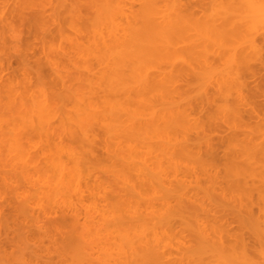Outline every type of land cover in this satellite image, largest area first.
<instances>
[{"label":"rangeland","instance_id":"obj_1","mask_svg":"<svg viewBox=\"0 0 264 264\" xmlns=\"http://www.w3.org/2000/svg\"><path fill=\"white\" fill-rule=\"evenodd\" d=\"M78 1L82 3L79 4ZM83 1L84 0L82 1L75 0V2L73 0H64V1L63 0H0V236H1L0 240L1 239L4 240L3 239L4 237L5 239H7V237L10 238L11 236V234L7 232H5L7 233V235L6 234H5L6 236L4 235V231H5L4 227H6L5 218L10 219L11 217L9 218V216H11L10 214H12L13 215L12 221H14V223L11 221L12 223L11 225L14 226L12 227L14 228V232L9 231V230L8 231L11 233L17 234V237H16V234L15 235L12 234L13 238L16 237L15 239L20 237L19 235H21V233L22 235H25V236H27V233H29L28 235L30 237L28 238V240L30 239L32 244H33V241L37 242L36 245L35 243L33 245L30 243L29 246H32V247L35 246L33 248L31 247L30 248L33 249L35 254L38 255V259H37L38 261H37L35 259L37 257H35L34 254H31V255H34V257H32L29 254L31 253L30 250H28L29 246L27 247V249L26 248L24 249L23 246L25 245L21 244L22 245L21 246L20 241H16L13 239L14 242L15 241L18 242V244H16V242L13 243L17 245V246L15 245L14 247H12L14 248V251L13 249L10 250L7 247H6V250H4L5 246L3 249H0L4 251V254L2 251H0V264H23V263L28 264L29 263L28 260H30V258H32L31 260H33L34 258L37 261L36 263V261L33 260L35 261L34 262L35 264H77V263L78 264H85V263L90 264L91 262H92L91 264H121L125 261L124 260L125 258L123 259L124 257V254H122L123 252L118 253L117 251V249L120 251H123L121 250L120 244L118 245L120 236L131 235L132 233L133 235H135L136 233H139V234L145 233L148 236H152V234L155 232L158 233L159 235L161 234L163 237L170 236V235L172 237V233H174V237H173L174 240L172 239L168 240V242L171 243V249L173 250V251L169 250L170 251L169 254H170L171 260L177 259L178 261L176 262L175 260L176 263H174L173 261L172 263L181 264V262L184 260L187 262V264H192L191 261L188 262L185 255L182 256V261H181V257H179L180 254L177 255L179 253V251H177L178 249L177 245L180 242L179 235L181 234L183 236V233H180L178 236L176 235L179 233L178 230L180 231L182 230L181 232H184L186 234V235L184 234L185 237H189V236L192 237L193 233L191 232H193L194 231L193 229L196 228V225H195L196 222L193 219L190 220L189 218L190 222L187 223L185 221L184 222L185 225L183 224L180 226L179 224L180 223L182 224V222L178 218L175 219V220H179V221H176L175 224L173 223L174 221L170 222L171 224L173 223L172 225L162 220V222L166 225V227L168 226V229L171 227L170 231H172V233L170 235H167L166 233H169L170 231L168 229H165L166 228L165 226L163 227L162 225L163 223L161 221H158L159 222L158 223L157 221L154 220L156 222L155 226L157 227V229L154 226H151L155 224L154 222L151 221L152 219L151 216L153 214H157V215L162 214L164 210L166 211V209H164L165 207H163L165 204L164 201L166 203L168 202L167 204L169 207L175 206L174 202L176 198L174 197L173 199L171 196H169L170 194L165 193L166 192L165 189L167 185L168 187L170 186L174 187L175 191H178L179 190L178 188L182 190L181 188L182 187L185 188L186 185H188L189 187L191 185L192 187L194 186L196 188V185L194 184H196V182L197 183L199 182L197 184L198 185L197 188L198 187L201 188V191H197L198 193L197 196L199 197L197 198L198 200L196 199L197 200L196 202H198V205L200 204L201 207L203 205L202 208L204 209L206 208V211L209 212L208 209L212 208V206H215L216 201H217V204L219 203L218 199L214 198L216 196L212 190L213 184L212 182H210V180H208V177H207V174L209 173V171L206 174H204V172L202 173L199 170L200 164L198 163L196 159H194V157H191V158L186 157L184 154H183V157H181L182 152H181V149L180 150L178 149L180 147V145L178 146L179 144L178 141H180L183 138V135H186L187 140H189L187 144H189L190 147L196 144L194 148L198 146H199L198 148L201 147L202 149L200 148L201 150L200 152H202V154L207 150L208 145H206V143H212L216 146V149H217L216 151H218L216 154H218V156L220 155L221 158L223 157V155L224 156L228 155V157L230 155L231 157L232 155L235 156L236 154L237 155L245 154L244 153L245 150L241 151L240 150L241 148L239 149V146L235 148V146L238 144L232 141V140L237 141V139H239L238 141H240V139L243 138V136H240V134L239 135L237 134V137L234 134L233 136H231L232 135L231 128L228 126H225V124L223 123H224V120L229 119L228 116H230L229 114H227L226 108H228L229 105H230L229 107H235V105L238 104L236 103L237 102L236 96L240 93L242 94V96L246 98L248 89H250L249 87H252V89L254 88V83H251V81L253 82L251 78L245 79V81L247 80L248 82L252 84L251 86H249L250 83H248V86H249L248 87L247 82H245L246 87H240V85H237L231 79V77L232 75H235V71H236L235 67H237V64H239V60L242 59V58L240 59V57H243L244 55L247 56V54H251L250 53L251 51L250 43L252 44V42H254L255 45L257 44L258 46H260L261 43L262 44L264 43V34H263L264 33V24H263L264 19L262 20V18H264V14L259 19V20H262L261 21L262 23L260 25L258 24L259 26L257 24H254L253 22L247 23L245 24L246 27H244L245 30L242 32L232 33V31L229 30V32H227L226 35H223V33L216 35L217 33L213 34L215 32L214 27L216 24L218 25L221 22L219 15L221 16L222 12H224L223 10L226 9L227 5L225 4H227V2L228 4L229 2H232V3H235V2L233 0H202V2L201 0H182L183 2H180V5L181 3L182 5L184 3L185 4L184 6L189 8L190 11H192V13L190 12L187 13L190 16L189 19L185 18L187 21L184 20V24L182 23L180 24L179 28L181 31L179 30V28L176 30V33L172 39L173 49H171L170 54L160 53V55L158 54L159 57L157 56L155 57V59L157 60H153V64L156 61H157L156 65L159 64L155 68L154 72L162 73L164 75H174V77H176L175 85L173 84V86H175V88L178 89L179 93L173 95L174 97L168 96L166 98L165 96L163 98L162 97L158 98V96H160L159 93L154 92L152 94L151 92L153 91H151L149 94L145 93L146 95L145 94L143 95L144 100H143V97L141 98L143 101L140 100L139 98L134 97L133 101L134 100L136 101V102L134 101V103L138 102V104L133 103L130 109L133 110L134 112H138V111L142 112L141 114L144 116L143 118H149V120H151L153 114H156L158 117L159 115H162L163 113L166 114L167 112L175 110V108L179 109L182 106L181 108L185 107V109L190 110L188 111L190 114V118L192 119V122L190 120L185 125L182 124L181 126L183 127H181V129L175 128L177 130H175L173 127L164 128L162 126H158L160 127L158 128L157 126L156 127L151 126V125L146 126V128H143L142 132H140L141 135L137 137L133 142H128L126 144L121 145L123 149L118 148L116 145H113L114 148L112 147V150L114 151H112L113 158H111V160H110V157L107 156L106 149L104 148V145L102 143L103 136H102L101 131H99L100 129L93 128L94 129L93 130L94 132L93 133V137H94L93 149H95L93 151L94 158L93 156L90 157L91 156L90 155L88 156L90 157L88 158L89 159L88 161H87V157L85 159L87 161V164L91 162L90 163L91 165L88 164V166H90L89 168L91 167L92 168L85 172V169L86 168L88 169V167L85 164L86 161L85 162L83 161L85 165L84 164L82 165L83 162L80 164L82 169L86 167L83 170L81 169L82 170L81 172L85 174H82V180H80L79 182L80 190L77 191V193L76 192L74 193V189L76 188L79 189V187H76V188L71 187L68 189L65 188V190L63 191L62 188L58 189V187L55 186L58 182L56 181L57 179L55 180L57 183L53 181L55 179L54 177H56V172H53L52 171L53 169H50L51 166L47 167L48 169L51 170L50 172L48 170L49 172L47 173L48 177L45 176V174L43 173L44 172L43 166H45V168H46V165L49 166L48 164L49 162L44 160L45 156H48V154L49 155L53 154V156H55L57 155V153H59V155L61 154V156H64L67 150L76 149L78 145L80 146V143L77 141L75 137L71 139V136L70 135L68 136V133L70 131L69 127L72 126L73 116L75 115V113H73L75 111V110L73 111V109L75 108L74 106L75 100L74 99L72 100V98L71 99L65 98V96L62 95L63 94L62 89H61L62 87L59 86L61 84L57 83L59 76L57 77V80L55 76L61 75V77L63 78L61 80H65V86L67 85V89H69L68 91L73 92V94L74 93L79 94L85 91V94H82L83 98L81 99H83V102L86 103L87 102L86 99L88 97L89 98L88 101H90L92 97L86 95L87 90H83V89H87L86 80L88 77L86 76L90 75L89 78H91V75H100L101 73H103V68L96 63L95 59H93L95 58L94 57L95 55L94 56L92 55L94 51L93 50L92 52L90 51V49H93V43L97 41V39L95 41L92 39L93 34L91 33H94V31L97 30V32L99 31V34H100V30H101L100 28H102L100 27V22L97 21L98 19H94L93 14H95V17H96V13H95L96 11L94 10H97L98 9L97 7H100L99 11L101 12H99L98 10L97 12L99 14L101 13L100 15H102V17L104 18L106 16L105 13H111L113 11L112 9L114 8L117 9L116 5L118 6L120 5L119 10L122 6L124 11L122 10V8L120 11H123L126 14L125 19L123 18L124 16H122L124 13L123 14L121 13L122 17L118 16L119 18H117L115 16L112 22L114 25V29H116L117 32H119L120 34H121V31H119L118 26L119 25L120 27L123 26L120 29L124 27L126 28L127 27L126 24H128L127 21L129 22V20H131L130 19L131 15L128 16L129 18H127L128 20H126L127 13L128 15L129 14L135 15V13L137 15L140 13L139 15L143 16L144 12L147 11V9L144 8V5L142 7L143 2L141 0H118L116 2L115 0L113 1L110 0V2L106 0L105 7L107 8L103 6L104 0H95V3L93 2L94 7L96 6L94 10L93 8L90 9L87 7L88 5H90L89 3L85 4L87 0L84 2ZM97 1L100 4L97 3ZM119 1L122 4H119L120 3ZM161 1L162 0H160V3L158 1V4H159L158 11L160 14L164 11L163 9H165L166 11L171 10V13L174 11L172 9H175L174 12L176 13L177 9L180 7L178 6L179 3L177 4L178 1L176 0H167V3L164 2L166 3L165 6L163 5V3H161ZM71 2L72 3L74 2V6L78 7L79 14L80 12L83 13V14L81 13L82 15L80 14L81 16L79 15L80 18L78 17V12H76V10H73L74 12H76L75 16H73V13H74L73 11L71 13V10L74 8V6L70 4ZM87 2H92V1L88 0ZM197 2L199 3L198 5L200 6H197L196 4ZM76 3L79 6H77ZM109 3L110 4L114 3V4H111V6H109ZM82 4L84 6H81ZM80 6L86 7L87 9L81 8V10L79 11ZM162 6H164L165 8H163ZM171 6L173 7L172 9H171ZM69 7L71 8V10ZM105 9H109V10L107 11ZM115 9L114 11H116ZM90 10H92L94 13L92 12L93 13L92 14ZM166 11L162 13V15H165V13H167ZM168 12L170 13V11ZM219 12L221 14H219ZM86 15L88 16V18L90 17L91 18L88 19ZM139 15L136 17H139L138 19L141 20V18L143 17ZM184 15H186V13H183L182 16ZM81 18L83 19L81 20ZM84 19L88 20V22H85ZM115 19L118 21H116ZM231 20H233V18ZM259 20L257 23L260 22ZM93 22L94 23L96 22V23L93 24ZM103 22L107 24L106 21H103ZM234 22H235V18H234ZM213 25L214 27H212ZM93 27H95L96 29L94 30ZM105 28L106 27H104V29ZM89 29H91V31ZM107 33L105 32L106 35ZM242 33H246V34L242 35ZM105 34H104L103 39L106 38ZM94 37L96 38V36ZM98 37L97 38L100 40V37L102 36L99 35ZM81 42L84 44V46H81L82 45ZM75 43L77 44V46ZM89 45H90V48H89ZM228 46L230 47L231 50L228 48ZM262 46H264V44ZM76 47L80 49L77 50ZM242 49L245 51H243ZM83 50L85 51L87 50V51L84 52ZM240 54L243 56H241ZM90 57H92V59ZM86 59L89 62L86 61ZM235 59L236 60L239 59V60L236 64L234 63L235 65L234 66L233 61L236 62ZM82 60H84L86 64H84ZM95 65L96 67H98V69H96ZM85 67L89 68V70L91 69L90 70L91 72L87 73L88 69L87 71L86 69L84 70ZM167 67H168V70H167ZM186 67L188 68L186 69ZM241 73H243L242 75H248L244 71H241ZM186 77H188L189 79ZM176 80L177 82L178 81L179 82L177 83ZM80 81L81 83H79ZM81 88L83 91L81 90ZM219 91L220 92L223 91L222 94H220ZM250 95L251 94H248L247 98H250L249 97ZM155 96H157V98ZM206 96L208 97L207 99H205ZM93 97H94V101L97 102L96 101L97 98L95 96ZM153 97L155 98L153 99ZM117 99H119V97ZM212 101L215 104L211 103ZM140 102L142 103L140 104ZM208 102H210L211 104ZM216 103H218V105H216ZM146 106L147 107L149 106L152 109H149V107L146 108ZM201 107H202V110L203 108L204 110L200 112L199 109H201ZM246 107H249V106H243V109H245ZM150 111H152V113H150ZM149 113L152 115L149 116ZM199 118L204 123L201 122ZM30 121L34 122V124L36 125L42 121L43 123L47 122L50 125L48 126L46 123L47 125L46 128L42 124L43 125L42 128L36 127V129H31L27 126L28 122ZM193 121L196 122V124L193 123ZM199 124H202V125L204 124V126L201 127L202 125H199ZM150 127H153V128L150 129ZM231 127L233 128L232 124H231ZM64 128H69V131ZM73 128L74 127H71V131L75 129ZM161 128L164 129V133L162 132L163 130ZM63 129L64 131L66 130L68 131V132H65L67 134L63 132ZM170 129L171 130L173 129V131L171 132ZM213 129H215V131H213ZM233 130L235 129L233 128ZM236 130L238 132L240 129L238 130L236 128ZM253 131H254V134H253L254 136L252 137H254V139L256 137L258 139L262 138V141L264 140V126L263 125L255 127ZM143 132H145V135ZM198 134H202V135L198 136ZM98 136L100 138L97 139ZM144 136H145V139H144ZM142 139L146 141L143 142ZM195 139L200 143V145ZM140 140L142 142H140ZM176 140L178 141L176 142ZM181 141H180V144H181ZM254 141H257V140H254ZM140 143L141 144L144 143V144L140 145ZM119 149L121 150L122 153L124 152L123 153L124 155H122V157L119 156V153H120ZM130 149L132 151L136 150L140 154L137 155L135 151L132 152ZM115 151L117 152L118 155L115 153ZM206 152H208V150ZM206 152L203 155L204 157H206V159H208L207 155H209V152L208 153ZM134 154L137 156H135ZM115 155H117L118 158ZM139 155L141 156V158L143 157L142 159L140 158V160L137 159ZM133 156H135L134 158L137 157L136 160H134L133 158H130ZM124 158L125 159L129 158L131 160L133 159L134 161H130V163L133 162L134 165L130 164L131 167H129L125 165L124 163L122 164V162L125 161ZM112 159L113 161L115 160L114 162L120 166L117 167V165H114L113 163L112 165H114V167L112 168L114 169L112 171V168H111V171L109 172L108 169L112 166L110 164L113 162ZM120 159L124 161L122 160L120 161ZM129 159H127L126 161L128 162ZM63 160H65L64 162L66 163L67 166H69V168L72 166L73 162L70 159L63 157ZM138 160L140 161V165L142 167L144 166V168H147V171L146 170L144 171L149 173V174H145L144 172L145 174L143 176L144 178L140 177L142 176L141 174L138 175V173H136V171L139 172V169L141 167L139 163L136 162ZM223 161L224 160H221V163H224ZM127 162L125 163L128 164ZM153 163H156L159 168L156 167L157 165ZM261 163H262L261 165L264 166V159H262ZM150 166H153V168ZM133 167H135L134 170H133ZM137 167L138 169H136ZM195 168H198V170L200 171L199 173H201V176L197 172L198 170L197 171L194 170ZM74 169L72 171L75 173ZM105 169H107V172L105 171ZM78 170H80L79 167H78ZM119 170L122 172V174L124 173L123 174L124 176H127L128 180H126V178H124L122 174L119 177H117L120 174V173L118 174V172H120ZM148 170H150L151 173ZM156 171L157 173H159L157 175L158 177H156L155 174H154L155 177L152 175V173H155ZM51 172L55 173L54 177ZM115 172L116 174H114ZM195 172L196 174H194ZM198 174H199V177H198ZM136 175L139 176L140 179L137 178ZM121 176L123 177V179H125L126 184L129 182L128 183L129 185L124 184V181L120 179L122 178ZM58 177L60 178L61 176L58 175ZM146 177H147V181H146ZM196 178L198 180L194 181L196 180ZM64 179L70 180L71 178L65 177ZM163 181L164 182L166 181V182L164 183ZM231 182H229V184ZM47 183L50 184L48 186V189L46 188L47 187L46 185H48ZM180 184H182V186H180ZM124 185H126L127 188L124 187ZM50 186H51V189H50ZM130 186L131 187L134 186V188H136V191L130 190L129 189L131 188ZM191 188H188V190ZM49 190L53 192V195L50 193ZM156 192H159V193H156ZM212 193L214 197L212 196ZM166 194L168 195L167 197H166ZM202 195L206 197L204 198ZM170 197H171V200H170ZM208 197L210 198V200L208 199ZM253 201H254V198H253ZM254 203H256V201ZM258 204L261 205V203H258ZM198 205L195 204L193 207H191V209L193 208L194 210L195 209L194 207H197ZM256 206H259V205L255 204L253 207H251V209L253 208L252 210L255 213V215H257V208H258ZM130 208L131 209L133 208L134 211H135V208H137L136 209L137 212L139 211L137 215L141 216L140 219L143 216V218L146 219L147 223L145 225L141 224L139 221L140 219L137 216L138 220H136V222H139L140 223L139 225L138 223L135 222V219H136L135 217H134L135 219L134 218L131 219L130 217H128L129 215L130 216L132 215V212H134ZM198 208L200 209V206ZM220 208L221 207H219L218 209ZM224 208L227 209V207H224ZM127 209H128V212H126ZM225 209H222V210L220 209L221 211L215 213V216H216V217L214 216L215 221L219 217L217 219V222H215L212 219L211 213L209 214L211 215L209 217H206L204 215L205 218H202L203 217L202 213L200 214L202 218V222L206 225L205 228L207 232L212 233L214 232V230H219L222 226L225 227V225L228 224L227 228L222 227L220 229L221 231L226 230V231L221 232L222 235H224V240H226L225 242L227 243L228 241V243L232 244L235 241L233 238L235 236L236 237L240 236L242 238V241L244 243H247L246 249L248 250V254L252 258V260H254L253 258H255L256 261H258L260 264L261 263L263 264L264 260L262 259V255L264 253V239H263L264 237L262 238V235H260L262 232H260L259 234L257 230L255 231V229L253 228L254 227L253 223L250 220H246V218H244L246 221L243 218L242 219L240 218L237 221L236 218L233 219L230 215L229 216L226 215L227 217L224 216L225 214L222 211L223 210L226 211ZM124 212L126 213L131 212V214L130 213L124 214ZM226 212H229L228 209ZM242 214L247 217L246 213L244 214L243 212ZM77 217L78 219L75 220ZM99 218L101 219L104 218V219H107L108 221L107 223H104V221L106 222V220L103 219L104 221L101 223V220ZM226 218H227V221L225 220ZM72 219L73 221L74 220L75 221L71 225V222H73ZM149 219L152 222L151 224H150ZM109 220H112L113 222L111 223V221ZM76 221L79 222L78 226H76L77 224ZM187 221H188V218H187ZM210 221H213V222H210ZM208 222H210V224ZM221 223L223 224L220 226ZM104 224H107V226H104ZM216 225H219V229L217 228L218 226ZM187 226L189 227L187 228ZM105 227L109 229V233ZM183 227H184V230L186 228L187 229L184 231ZM190 227H192L193 229ZM190 229L192 231H190ZM211 229L212 231L210 232ZM45 230L48 233L45 232ZM105 230L107 234H105ZM253 230L255 231L254 233H253ZM56 231L62 232V236L65 233L66 238L63 236L67 240L66 246L65 245L63 246L65 249L61 245V240L63 239L62 241H65V239L61 236V233H60L58 234L61 237L60 238L61 240H60L57 235L58 232ZM80 232L82 233L81 237L83 236L85 237V238L84 237L81 238L82 241L78 240V238L80 237L79 236ZM257 232L260 237L258 235H255L257 234ZM49 233L53 234L54 236L56 235L57 241L54 243H57V245L60 244L61 246L60 245L59 246L60 248L62 247L63 250L60 249L57 245L53 244L52 240L55 239V237H52L53 235L48 236L47 234ZM107 235H110L108 239L106 237ZM181 235H180V238H181ZM47 236L48 237L51 236L53 238L51 240L52 243L48 241L50 238H47ZM112 236H114L115 238H113ZM101 237L104 238L103 241H102L103 238L101 239ZM73 238L77 241H75ZM93 238L99 241L98 242L99 246H101V249L103 247L104 250L102 249L98 253V250L100 247L96 245L97 241L91 240ZM11 239L12 237L8 240H11ZM83 239H85L88 243L91 240V243H89L91 244L90 245L91 247H89V244ZM105 239L107 240L105 241ZM111 239H113V242L111 241ZM8 240H5V241L7 242ZM1 241H0V245H1ZM94 241L96 245L95 247L93 246ZM101 241H102V244L100 245ZM75 242H77L78 244ZM105 242H109L110 245ZM182 242L184 243L183 240ZM6 244H10V243L8 242ZM51 244L54 246H57L60 250L57 252L58 250L56 249L57 247L55 248ZM103 244L108 247L105 248ZM10 245L12 246V244ZM77 246L80 248H84L86 251L84 249H79ZM172 246L173 247L177 246V249L175 248L173 249ZM90 248L95 249V250L92 251ZM96 248L98 250H96ZM47 250L49 251V253ZM83 250L85 251L84 253H83ZM90 250L92 254L94 255L90 253L91 255L89 254V258H88V256L86 255H88ZM5 251L6 253L8 252L11 254L8 255V253L6 254ZM115 251L117 252L118 256ZM124 251H126V249ZM100 252L102 253L100 254ZM173 254L176 255L178 258H180L181 262ZM60 256H61L62 261L60 259ZM97 256L99 258H96ZM86 257H87V260H86ZM89 259H91L92 261ZM206 259L207 258L204 257L203 264L208 263V262L209 264H212L210 262L211 260L205 262ZM186 262L185 263L182 262V263L186 264ZM194 262L193 264H195ZM258 262L257 264H259ZM198 263L201 264L202 262L197 261L196 264Z\"/></svg>","mask_w":264,"mask_h":264},{"label":"bare ground","instance_id":"obj_2","mask_svg":"<svg viewBox=\"0 0 264 264\" xmlns=\"http://www.w3.org/2000/svg\"><path fill=\"white\" fill-rule=\"evenodd\" d=\"M64 1V0H63ZM75 2V0H73ZM82 1V0H80ZM86 1V0H84ZM83 1V2H84ZM88 1V0H87ZM85 2L86 3H89L90 5H88L87 7L88 8H94V3H95V0H90L92 2ZM113 1V0H112ZM118 1V0H115V2ZM143 3H142V7L144 5V8L147 9L146 12H144L143 16L142 15H139L135 13L136 16H141L143 18H141V20H139L138 18L139 17H136L134 14H129L127 13V16H126V20H128L127 18H129L128 16H130V19L129 22L127 21L128 24L127 27L125 28H122L120 29V25L118 26L119 27V31H121V34L119 32H117L116 29H114V25H113V19L114 17L116 16L117 18L119 17H122L124 16L123 18L125 19V13L123 12V8L122 10L123 11H120L119 10V6H117V9H115L116 11H114V9L110 10L112 11L111 13H105L106 16L103 18L102 15H100L97 10L99 11V8L100 7H97L96 9L97 10H94L96 11V17H95V14H93L94 12L92 10L91 13L94 15V19H98L97 21L100 22V34H99V31L97 32L94 31V33H91L93 34V40L95 41L97 39V41H95L93 43V49H90V51L92 52V50L94 51L92 53V55L95 57L93 59H95L96 63L98 65H100L102 68H103V73H101L100 75H91V78L90 75H87L86 77L87 80H86V87L87 89H83V90H87L86 92V95L88 96H91L93 101H88V97H87V102H83V95L82 94H85V91L81 90L84 92H81V93H74L73 92H70L68 91L69 89H67V85L65 86V80H61L63 79L61 77V75H56V80H57V77H58V81L57 83L58 84H61L59 85L60 87H62V95L65 96V98H69L72 100L74 99L75 100V108L73 109V113H75V115L73 116V121H72V126L71 127H74L73 129L75 130H72L71 131V127L70 128V131H69V128H64V129H67L69 131L68 133V136L70 135L71 136V139L73 137H75L77 139V141L80 143V146L78 145V147L76 149H70V150H67L66 154H64V156H61V154L59 155V153H57V155L53 156L52 155H49L48 156H45L44 160L48 161L49 163V166L46 165V168L45 166H43L44 168V174L45 176L48 177V174L51 170L50 169H53L52 171L53 172H56V177L61 176L60 178H56L54 177L55 176V173L51 172L53 174V177L55 178L53 181H55V183H57L55 186L58 187V189L62 188V190L64 191L65 188L68 189V188H71V187H79L74 189V193L77 191L80 190V186H79V182L80 180H82V174H85V173H82L81 171L85 168H81L80 164L84 161H86V157H87V161L89 160L88 158L92 157L93 156V151L95 149H93V140H94V137H93V130L94 129H100L99 131H101L102 133V136H103V145H104V148L106 149V152H107V156L110 157V160L111 158H113V153L112 151V147L114 148L113 145H116L118 148H122L121 145L123 144H126L128 142H133L137 137H139L141 135L140 132H142L143 128H146V126H162L164 128H171L173 127L174 129L175 128H180L183 127L181 126L182 124H186L188 123L190 120L192 122V119L190 118V114H189V109H185L184 108H175V110H172L170 112H167L166 114H162V115H159L157 117L156 114H153L152 116V119L149 120V118H143L144 116L141 114L142 112L138 111V112H134L133 110H131V106L132 104L134 103L133 101V98L136 97V98H139L140 100H142L141 98L143 97V95L146 93V94H149L151 91L152 94L155 92L159 93L160 96H158V98H163L166 96V98L168 96H173L175 94H178L179 91L177 88H175V86H173V84L175 85V78L174 75H164L162 73H157V72H154L155 71V68L159 65H156V62L153 64V60H157L155 59V57H159L160 53H164V54H170V51L173 46V43H172V39L176 33V30L179 28L180 24H184V20L187 21L186 19H189V15L187 13H192V11H190L189 8H187L186 6H184L185 4L181 3L180 5V2H183L182 0H176L178 1L177 4L179 3L178 6H180L178 8L177 6V11L176 13L174 12L175 9H172L173 7L171 6V9L174 10L172 13H171V10H168L170 11V13L168 11H166L165 9H163L164 11L162 13H164L165 11L167 13H165V15H162V13L160 14L159 11H158V1L160 3V0H141ZM235 3H232V2H227V7L225 10H223L224 12H222V14L219 12V14H221V16L219 15L220 19H221V22L217 25H214L212 27H214V33H217L216 35L218 34H222L223 35H226L227 32L232 31V33H236V32H242L245 30L244 27H246L245 24L247 23H254V24H261L262 20L264 18H262V20H259L261 18V16L264 14V0H233ZM74 2L70 3L74 6ZM94 2V3H93ZM105 2L106 0H104V7H105ZM108 2H110V0H108ZM114 2V3H115ZM120 2V1H119ZM118 2V3H119ZM167 3V0L165 1H161V3H163V5L165 6L166 3ZM196 2V1H195ZM202 2V0H201ZM200 2V4H201ZM79 4H81L82 2H79ZM97 3H99L97 1ZM114 3H111V4H114ZM124 3V2H123ZM139 3V2H138ZM169 3V2H168ZM187 3V2H186ZM77 4V3H76ZM100 4V3H99ZM111 4L109 3V6H111ZM117 4V3H116ZM119 4H122L121 2ZM141 4V2H140ZM188 4V3H187ZM197 6H200L198 5L199 3L197 2L196 3ZM96 5V4H95ZM98 5V4H97ZM218 5V4H217ZM222 5V4H221ZM77 6H79L77 4ZM81 6H84L83 4ZM80 6V9L79 11L81 10V8H86V7H81ZM91 6V7H90ZM93 6V7H92ZM99 6V5H98ZM124 6V5H123ZM141 6V5H140ZM164 6H162L163 8H165ZM174 6V5H173ZM71 7V5H70ZM69 7V8H70ZM115 7V6H114ZM161 7V8H162ZM107 8V7H105ZM167 8V7H166ZM184 8V9H183ZM187 10H186V9ZM198 8V7H196ZM21 9V8H20ZM87 9V8H86ZM170 9V8H168ZM222 9V8H221ZM71 10V8H70ZM69 10V11H70ZM73 10H76V12H78V7L74 6V8L71 10V13ZM84 10V9H83ZM105 10H109V9H105ZM118 10V11H117ZM127 11V10H126ZM143 11V10H142ZM188 11V12H187ZM220 11V9H219ZM74 12V11H73ZM73 13V16H75V13ZM101 12V11H99ZM106 12V11H105ZM115 12V13H114ZM132 12V11H131ZM82 12H80L81 14ZM121 13L123 14L121 16ZM138 13V12H137ZM183 13H186V15L182 16ZM217 13V12H216ZM79 12H78V17H79ZM83 14V13H82ZM81 14V15H82ZM118 14V15H117ZM142 14V12H141ZM198 14V13H197ZM80 15V16H81ZM133 15V16H132ZM239 15V16H238ZM87 16V15H86ZM85 16V17H86ZM91 16V14H90ZM119 16V17H118ZM218 16V15H217ZM37 17V16H36ZM54 17V16H53ZM52 17V18H53ZM56 17V16H55ZM102 17V18H101ZM39 18V17H38ZM74 18V17H73ZM80 18V17H79ZM78 18V19H79ZM88 18V16H87ZM91 18V17H90ZM88 18V19H90ZM183 18V19H182ZM186 18V19H185ZM233 18V20H231ZM234 18H235V22H234ZM240 18V19H239ZM83 18H81L82 20ZM103 19V20H101ZM215 19V18H214ZM217 19V18H216ZM238 19V20H237ZM54 20V19H52ZM85 20V19H84ZM116 20V19H115ZM213 20V19H212ZM258 20L260 21L259 23ZM96 21V22H97ZM103 21H106L107 24H105ZM118 21V20H116ZM189 21V20H188ZM234 23H233V22ZM238 21V22H237ZM82 22V21H81ZM85 22H88V20H85ZM92 22V21H90ZM95 22V23H96ZM141 22V23H140ZM80 23V22H79ZM93 22V24H95ZM102 23V24H101ZM82 24V23H81ZM263 24H264V21H263ZM91 25V24H90ZM104 25V26H103ZM106 25V26H105ZM125 25V26H126ZM258 25V26H259ZM93 26V25H92ZM183 26V25H182ZM211 26V25H210ZM262 26V25H261ZM90 27V26H89ZM104 27H106L105 30ZM230 28V29H229ZM76 29V28H75ZM93 29L95 30L96 28L93 27ZM104 29V30H103ZM188 29V28H187ZM213 29V28H212ZM91 31V29H89ZM180 30V28H179ZM186 30V29H185ZM79 31V30H78ZM104 33H103V32ZM181 31V30H180ZM105 32L107 33V35L105 34ZM231 33V32H230ZM81 34V33H80ZM96 34V35H94ZM102 34V35H101ZM104 34H105V39H103L104 37ZM243 34H246V33H242ZM264 34V33H263ZM102 36L100 37V40L98 39L99 37L98 36ZM222 35V36H223ZM241 35V36H242ZM96 36V38L94 37ZM91 37V36H90ZM98 37V38H97ZM215 37V36H214ZM228 37V36H227ZM231 37V36H230ZM243 37V36H242ZM213 39V38H212ZM245 39V38H244ZM243 39V40H244ZM249 39V38H248ZM99 40V41H98ZM251 40V39H250ZM260 42V41H259ZM82 43V42H81ZM80 43V44H81ZM76 44V43H75ZM87 44V42H86ZM264 44V43H263ZM261 43L260 46H258L257 44L255 45L254 42H252V44L250 43V53L251 54H247V56H243V57H240L241 60H239V64H237V67H235V75H232L231 79L237 84V85H240V87H246V84L245 82H247V86H248V82L247 80L245 81V79H248V78H251L253 80V82L251 81V83H254V88L252 89V87H249L251 86L252 84L250 83V85L248 86L250 89H248V93H247V97H248V94H251L249 97L253 100H251L250 98H245L244 96H242V94H238L236 97H237V102L238 104L235 105V107H229L228 105V108H226V111H227V114H229L230 116L229 119L227 120H224V123L225 126H228L231 128V132H232V135L230 133L231 136L236 135L237 137V134L240 136H243V138L240 139V141H238L239 139H237V141L235 140H232L234 141L236 144L235 148L239 146V149L242 151V150H245V154H236L235 156H231L228 155L224 156L221 158V156L218 154H216L218 151H216V146L212 143H206L207 146V150L209 152V155H207L208 159H206V157H204V153L207 151H205L203 154L202 152H200V148L198 147H195L192 146L190 147L188 143L189 140H187L186 138V135H183V138L180 140L181 141V144H180V141L176 140V142L178 141L179 144L178 146L180 145V147L178 148L179 150L181 149V152H182V156L183 157V154L186 156V157H194V159H196L198 161V163L200 164L199 165V170L204 174L209 173L207 174V177H208V180H210V182H212V190H213V193L215 194L216 197H214L213 193H212V196L214 198H217L219 203L217 204V201H216V204L215 206H212V208L208 209L209 212L206 211V208H202L201 205L199 204L198 205V202H196L198 199L199 196L197 191H201V188H197V183L194 184L196 185V188L192 187L190 185V187L188 185L185 186V188H181L182 190H180V188H178L179 192L178 191H175V188L174 187H166L165 189V193H168L170 194L169 196H171L173 199L174 197L176 198L175 199V206H171L169 207L168 206V202L166 203L164 201V206L165 207L164 209H166V211L164 210L163 213L165 214H153L151 217V221L154 222L155 224L151 225V226H154L156 229L157 227L155 226L156 225V222L155 221H161L164 220L165 222L169 223L170 225H172L173 223L175 224L176 221H181L182 224L180 222L179 225H183L184 222L186 221L187 223L190 222L189 221V218L190 220L193 219L196 223V228H192L194 231L191 232L193 233L192 234V237L189 236V237H185L184 236V232H181L180 230L179 233H175L177 234L176 236H178L180 233H183V236L181 235V238H180V235H179V244L177 242V246H178V249H177V246L176 247H173V249H177V251H179V253L177 255H179V257H181V261H182V256H186V259L188 260V262H193L196 264L197 261L199 262H202L201 264L204 263V257H206L207 259L205 260V262L211 260L210 262L212 264H257L258 261L255 260V258H253L254 260H252V258L250 257V255L248 254V250L246 249V245L247 243H244L242 241V238L240 236H235L233 239L235 240L234 243H227L225 242L226 240H224V235H222V231H226V230H220L219 229V225H216L218 226L217 228L220 230H214V232L212 233H209L207 232L206 228H205V224L202 222V218H205L204 215L206 217H209L212 215V219L215 221V213L221 211L222 209H225L224 207H227L228 211L229 212H226L227 209H225L226 211H222L224 214V216H231L233 219H244L246 218V220H250L252 223H253V228L255 229V231L257 230L260 234V232H262L260 235H262V238L264 237V166L261 165V161L262 159H264V140L262 141V138L261 139H258L255 137H252L254 136V131L253 129L255 127H258V126H264V46ZM239 45V44H238ZM77 46V44H76ZM81 46H84V44L82 43ZM223 46V45H222ZM241 46V45H240ZM77 48V47H76ZM85 48V47H83ZM89 48H90V45H89ZM88 48V49H89ZM205 48V47H204ZM228 48L230 49V47L228 46ZM240 48V47H239ZM243 48V47H242ZM80 49V48H79ZM77 48V50H79ZM225 49V48H224ZM237 49V48H236ZM245 49V48H244ZM221 50V49H220ZM231 50V49H230ZM240 50V49H238ZM243 50V49H242ZM246 50V49H245ZM243 50V51H245ZM84 52H86L85 50H83ZM249 51V50H248ZM229 52V51H227ZM234 53V52H232ZM159 54V55H158ZM86 55V54H85ZM91 55V54H90ZM236 55V54H235ZM234 55V56H235ZM165 57V56H164ZM168 57V56H167ZM89 58V57H88ZM87 58V59H88ZM92 59V57H90ZM172 58V57H171ZM235 58V57H234ZM237 58V57H236ZM86 59V61H88ZM213 59V58H212ZM217 59V57H216ZM231 59V58H230ZM162 60V58H161ZM165 60V59H164ZM168 60V59H167ZM234 60V59H233ZM236 60V59H235ZM238 60L233 61V65L234 63L236 64L238 62ZM84 64H86L84 62V60H82ZM89 62V61H88ZM182 62V61H181ZM82 63V64H83ZM159 63V62H158ZM161 63V62H160ZM186 63V62H185ZM92 64V62H91ZM94 64V63H93ZM203 64V63H202ZM156 65V66H155ZM167 65V63H166ZM165 65V66H166ZM87 66V65H86ZM169 66V65H168ZM235 66V65H234ZM96 67V65H95ZM154 67V68H153ZM94 68V67H92ZM101 68V69H102ZM188 67H186L187 69ZM88 69L87 73H90L91 69L89 70V68H84V70ZM96 69H98V67H96ZM151 69V70H150ZM154 69V70H152ZM163 69V68H162ZM165 69V68H164ZM54 70V69H53ZM167 70H168V67H167ZM185 70V69H184ZM186 71V70H185ZM196 71V70H195ZM241 71H244L246 72L248 75H242L243 73H241ZM95 72V71H94ZM93 73V72H92ZM96 74V73H95ZM166 74V73H165ZM194 74V73H193ZM179 75V74H178ZM80 77V76H79ZM85 77V76H84ZM185 78V77H183ZM188 78V77H186ZM84 79V78H83ZM189 79V78H188ZM55 80V81H56ZM79 80V79H78ZM182 80V79H181ZM185 80V79H184ZM187 80V79H186ZM64 81V82H63ZM188 81V80H187ZM190 81V80H189ZM221 81V80H220ZM177 82V80H176ZM179 82V81H178ZM177 82V83H178ZM181 82V81H180ZM81 83V81L79 82ZM85 83V82H84ZM218 83V82H217ZM85 85V84H84ZM82 85V86H84ZM69 86V85H68ZM81 86V85H80ZM181 86V85H180ZM66 87V88H65ZM222 87V86H221ZM247 87V88H248ZM217 88V87H216ZM238 88V87H237ZM222 89V88H221ZM213 90V89H212ZM220 92V91H219ZM223 92V91H222ZM222 92H220V94H222ZM238 92V91H237ZM240 92V91H239ZM218 93V92H217ZM145 94V95H146ZM164 94V95H163ZM219 94V93H218ZM151 95V94H150ZM228 95V94H227ZM95 96L97 99L95 102L94 101V97ZM217 96V95H216ZM119 97V99H117ZM157 98V96H155ZM153 97V99L155 98ZM174 97V96H173ZM210 97V96H209ZM235 97V98H236ZM208 97L206 96L205 99H207ZM214 98V97H212ZM99 99V100H98ZM149 99V98H148ZM152 99V98H151ZM210 99V98H209ZM250 99V100H249ZM143 100H144V97H143ZM142 100V101H143ZM156 100V99H155ZM172 100V98H171ZM170 100V101H171ZM203 100V99H201ZM213 100V99H212ZM249 100V101H248ZM82 101V102H81ZM139 101V100H138ZM149 101V100H148ZM191 101V99H190ZM210 101V100H209ZM225 101V100H224ZM136 102V101H135ZM158 102V100H157ZM166 102V101H165ZM206 102V101H205ZM216 102V100H215ZM142 102H140L141 104ZM153 103V102H152ZM210 103V102H208ZM211 103H214L213 101ZM210 103V104H211ZM134 104H138L137 103H134ZM139 104V105H140ZM144 104V103H143ZM182 104V103H181ZM215 104V103H214ZM158 105V104H157ZM168 105V104H166ZM185 105V104H184ZM202 105V104H201ZM216 105H218V103H216ZM144 106V105H143ZM172 106V105H171ZM177 106V105H176ZM179 106V105H178ZM191 106V105H190ZM243 106H249V107H246L245 109H243ZM138 107V106H136ZM135 107V108H136ZM142 107V106H141ZM149 107V106H148ZM146 106V108H148ZM192 107V106H191ZM216 107V106H215ZM145 108V109H146ZM157 108V107H156ZM172 108V107H171ZM144 109V108H143ZM149 109H152L149 107ZM154 109V108H153ZM167 109V108H166ZM217 109V108H216ZM247 109V110H246ZM147 110V109H146ZM157 110V109H156ZM155 110V111H156ZM189 110V111H188ZM198 110V109H197ZM200 112L204 110H202V107L201 109H199ZM137 111V110H136ZM143 111V110H142ZM154 111V110H152ZM152 111H150V113H152ZM168 111V110H167ZM188 111V112H187ZM207 111V110H206ZM146 112V111H145ZM222 112V111H221ZM149 113V116H151L152 114ZM199 113V112H198ZM203 113V112H202ZM201 113V114H202ZM217 113V112H216ZM225 113V112H224ZM216 117V116H215ZM214 117V119H215ZM147 119V120H146ZM200 120V118H199ZM201 121V120H200ZM190 122V123H191ZM203 122V121H201ZM47 123V122H46ZM43 123L42 122H39L37 125L34 124V122L30 121L28 122V127L31 128V129H36L37 128H42V126L44 125L45 128L47 127V125L49 126L50 124L47 123ZM193 123L196 124V122L193 121ZM204 123V122H203ZM207 123V122H206ZM205 123V124H206ZM211 123V122H210ZM230 123V124H229ZM43 124V125H42ZM192 124V123H191ZM227 124V125H226ZM231 124L233 126V128L235 130H233V128L231 127ZM262 124V125H261ZM194 125V124H193ZM192 125V126H193ZM199 125H202V124H199ZM196 126V125H195ZM194 126V127H195ZM198 126V125H197ZM204 124L201 126L203 127ZM217 126V125H216ZM220 126V125H219ZM185 127V126H184ZM227 127V128H228ZM94 128V129H93ZM149 128V127H148ZM153 127H150V129H152ZM160 128V127H158ZM214 128V127H213ZM226 128V127H225ZM236 128L239 130L237 132ZM63 129V132H68L67 130L64 131ZM162 129V128H161ZM160 129V130H161ZM198 129V127H197ZM159 130V131H160ZM163 133H164V129H162ZM166 130V129H165ZM171 130V129H170ZM169 130V131H170ZM177 130V129H175ZM174 130V131H175ZM200 130V129H199ZM47 131V130H46ZM173 131V129L171 130V132ZM181 131V130H180ZM204 131V130H202ZM213 131H215V129H213ZM242 131V132H241ZM161 132V133H162ZM167 132V131H166ZM183 132V131H182ZM240 132V133H239ZM144 135H145V132H143ZM142 133V134H143ZM67 134V133H65ZM158 134V133H157ZM182 134V133H181ZM184 134V133H183ZM160 135V134H159ZM172 135V134H171ZM201 136L202 134H198V136ZM208 135V134H207ZM260 136V135H259ZM171 137V136H169ZM177 137V136H176ZM96 138V137H95ZM100 138L99 136L97 137V139ZM153 138V137H152ZM181 138V137H180ZM179 138V139H180ZM201 138V137H200ZM228 138V137H227ZM230 138V137H229ZM260 138V137H259ZM144 139H145V136H144ZM143 140L146 141V140ZM235 139V137H234ZM158 140V139H157ZM163 140V139H162ZM171 140V139H170ZM192 140V139H191ZM196 140V139H195ZM254 140H257V141H254ZM259 140V141H258ZM151 141V140H150ZM197 141V140H196ZM231 141V142H232ZM95 142V141H94ZM140 142H142L140 140ZM153 142V141H152ZM161 142V140H160ZM198 142V141H197ZM213 142V141H212ZM241 142V143H239ZM134 144V143H133ZM144 144V143H143ZM140 143V145H143ZM146 144V143H145ZM156 144V143H155ZM158 144V143H157ZM162 144V143H160ZM177 144V143H176ZM198 144L200 145V143L198 142ZM233 144V143H232ZM137 145V144H136ZM147 145V144H146ZM150 145V144H149ZM154 145V144H153ZM202 145V144H201ZM97 146V145H96ZM243 146V147H242ZM124 147V146H123ZM136 147V146H134ZM160 147V146H159ZM170 147V146H169ZM176 147V146H175ZM205 147V146H204ZM147 148V147H146ZM150 148V146H149ZM116 149V148H115ZM177 149V150H178ZM202 149V148H201ZM231 149V148H230ZM118 150V149H117ZM131 150V149H130ZM137 150V148H136ZM136 150H131L132 152H136V154H140L138 151ZM239 150V151H240ZM120 153H119V156L122 157V155H124L121 150L119 149ZM123 151V150H122ZM128 151V150H127ZM126 151V152H127ZM168 151V150H167ZM240 151V152H241ZM138 152V153H137ZM206 152V153H208ZM237 152V151H236ZM234 152V153H236ZM250 152V153H249ZM61 153V152H60ZM115 153L117 154V152L115 151ZM122 153V154H121ZM121 154V155H120ZM170 154V153H169ZM59 155V156H58ZM63 155V153H62ZM91 155V156H90ZM118 155V154H117ZM115 155L117 158L118 156ZM135 155V154H134ZM135 155V156H137ZM90 156V157H88ZM135 156L133 157H130V158H133L134 160H136V158H134ZM173 156V155H172ZM180 156V155H179ZM184 156V157H185ZM63 157L64 158H67V159H70L73 163H72V166L69 168V166L66 165V163L64 162L65 160H63ZM149 157V155H148ZM94 158V156H93ZM141 156L139 155V157L137 159L140 160ZM143 158V157H142ZM141 158V159H142ZM160 158V157H159ZM158 158V159H159ZM123 159V158H122ZM120 159V161L122 160ZM129 159V158H127ZM124 158V162H122V164L124 163L125 165L131 167L130 164L134 165L133 162L130 163V161H134L133 159H129V161L127 162ZM136 161L139 163L140 165V161ZM170 160V159H169ZM209 160V161H208ZM221 160H224L223 162L224 163H221ZM87 161H86V166L88 167V169L86 168L85 169V172L87 170H90L91 168H89L91 165L90 163L87 164ZM113 161V159H112ZM115 161V160H114ZM112 162L110 163L111 165L114 163V165H118L117 163L115 162ZM161 161V160H160ZM84 162L82 163V165L84 164ZM110 162V161H109ZM118 162V161H117ZM125 162H127L128 164H126ZM149 162V161H148ZM226 162V163H225ZM68 163V162H67ZM70 163V161H69ZM146 163V162H145ZM151 163V162H150ZM161 163V162H160ZM45 164V163H44ZM47 164V163H46ZM84 164V165H85ZM121 164V163H120ZM153 164H156V163H153ZM162 164V163H161ZM69 165V164H68ZM114 165H112L108 171L110 172L111 171V168L114 167ZM157 165V164H156ZM155 165V166H156ZM50 169H48L47 167H50ZM77 166V167H75ZM136 166V165H135ZM141 166V165H140ZM139 166V167H140ZM149 166V165H148ZM53 167V168H52ZM68 167V168H66ZM76 169H74V168ZM78 167L80 170H78ZM83 167V166H82ZM146 167V165H145ZM153 168V166H150ZM158 167V165L156 166ZM135 167H133V170H134ZM159 168V167H158ZM70 169V170H69ZM75 170V173L72 171V170ZM82 169V170H81ZM114 168H112V171H113ZM116 169V168H115ZM130 169V168H128ZM138 169V167L136 168ZM135 169V171H136ZM149 169V167H148ZM157 169V168H155ZM49 170V172H48ZM122 170V169H121ZM144 170L147 171V168H144V166L140 167L139 169V172L136 171V173L141 174L142 176H140L141 178H144L143 176L145 174H149L148 172H145ZM151 170V168H150ZM150 170H148L150 172ZM154 170V169H152ZM193 170V169H192ZM194 170H198V168H195ZM193 170V171H194ZM197 171L198 173L200 171ZM105 171L107 172V169H105ZM120 171V170H119ZM129 171V170H128ZM118 172V171H117ZM145 172V174H144ZM50 173V174H51ZM113 173V172H111ZM120 173V174H119ZM129 173V172H128ZM151 173V172H150ZM157 171L155 173H152V175L154 176V174L156 175V177H158L157 175L159 173H157ZM188 173V172H187ZM47 174V175H46ZM116 174V172L114 173ZM113 174V175H114ZM118 176L119 177L122 172H118ZM124 174V173H123ZM122 174V176H124ZM196 174V172L194 173ZM200 176H201V173H199ZM199 174H198V177H199ZM76 175V176H75ZM126 175V174H125ZM131 175V174H130ZM203 175V174H202ZM121 176V177H122ZM137 176V175H136ZM135 176V177H136ZM165 176V175H164ZM197 176V175H196ZM195 176V177H196ZM206 176V175H205ZM65 177L67 178H71L70 180H66L64 179ZM139 176H137V178L140 179ZM155 177V176H154ZM197 177V178H198ZM50 178V177H49ZM124 178L127 179V176H124ZM196 178V180L194 181H197L198 179ZM228 178V179H227ZM59 179V181H58ZM124 181V184H126V181L125 179L120 178ZM149 179V178H148ZM231 179V180H229ZM150 180V179H149ZM157 180V179H156ZM122 181V182H123ZM146 181H147V177H146ZM158 181V180H157ZM232 181V182H231ZM128 182V181H127ZM142 182V180H141ZM144 182V181H143ZM153 182V181H151ZM164 182V181H163ZM166 182V181H165ZM164 182V183H165ZM229 182H231L229 184ZM49 183V182H48ZM47 183V184H48ZM129 183V182H128ZM126 184V185H129V184ZM181 183V182H180ZM75 184V186H74ZM152 184V183H150ZM190 184V183H189ZM50 184L46 185L47 189H48V186ZM126 185H124V187H126ZM131 185V184H130ZM185 185V184H184ZM52 186V185H51ZM51 186H50V189H51ZM60 186V187H59ZM69 186V187H67ZM150 186V185H149ZM179 186V185H178ZM180 186H182V184H180ZM211 186V185H210ZM131 187V186H130ZM145 187V186H144ZM192 187V188H191ZM209 187V186H208ZM64 188V189H63ZM127 188V187H126ZM134 186H132L131 188H129L130 190H135L136 191V188H134ZM152 188V187H151ZM188 188H191L188 190ZM210 188V187H209ZM53 189V188H52ZM78 189V190H77ZM125 189V188H124ZM160 189V188H158ZM199 189V190H198ZM73 190V189H72ZM155 190V189H153ZM50 193L53 195V192H51V190H49ZM55 191V190H53ZM124 191V190H123ZM134 191V192H135ZM158 191V190H157ZM208 191V190H207ZM160 192V191H159ZM159 192H156V193H159ZM164 192V191H163ZM254 192V193H253ZM49 193V194H50ZM56 193V192H55ZM54 193V194H55ZM79 193V192H78ZM137 193V192H136ZM135 193V194H136ZM257 193V194H256ZM200 194V193H199ZM255 194V195H254ZM254 195V196H253ZM257 195V196H256ZM168 195L166 194V197ZM203 196V195H202ZM201 196V197H202ZM163 197V196H162ZM165 197V198H166ZM171 197H170V200H171ZM200 197V198H201ZM204 197V196H203ZM206 197V196H205ZM204 197V198H205ZM258 197V198H256ZM169 198V197H168ZM253 198H254V201H253ZM164 199V198H163ZM172 199V200H173ZM197 199V200H196ZM208 199L210 200V198L208 197ZM169 201V199H168ZM200 201V200H199ZM256 201V203H254ZM258 201V202H257ZM261 201V202H260ZM203 202V201H201ZM258 203H261L258 204ZM117 204V203H116ZM132 204V203H131ZM195 204H197L198 206L197 207H194L195 209L193 210V208L191 209V207H193ZM203 204V203H201ZM259 205V206H256L258 207L257 208V215H255V213L253 212V208L251 209V207H253L254 205ZM172 205V204H171ZM109 206V205H108ZM119 206V205H118ZM136 206V205H135ZM200 206V209L198 208ZM110 207V206H109ZM132 207V206H131ZM219 207H221L220 209H218ZM255 208V207H254ZM131 209V208H130ZM137 208H135V211L134 209L132 208L131 210H133L134 212H132V215L128 216L130 217L131 219L134 218L135 219V222L136 220H138V217L140 219V215H137L138 212L136 210ZM173 209V210H172ZM199 209V210H198ZM175 210V211H174ZM177 210V211H176ZM192 210V212H191ZM256 211V210H255ZM126 212H128V209L126 210ZM124 212V214L126 213ZM137 212V213H136ZM227 214H226V213ZM244 212V214L246 213L247 217L245 215H243L242 213ZM131 214V212H129ZM129 213H126V214H129ZM202 213V218L200 216V214ZM211 213V215H209ZM152 214V213H151ZM242 214V215H241ZM11 216H9L10 219L8 218H5V224H6V227L5 228V231H4V235L7 233L11 234L10 238L12 237L11 240H8L10 239L9 237H7V239H5V237L3 238L4 242H2L1 240V246L0 245V249H3L4 246V250H6V247L9 248L10 250L13 249L14 251V247L16 244H18V242L16 241H20V245H25L23 246V248L27 249V247L30 245L31 241L30 239L28 240V238L30 237L27 233V236L25 235H19L20 237H18L17 239H15L17 237V234H16V237L13 238V235H15L14 233H11L9 231H13L14 232V226H12L11 224V221L13 220L12 219V214H10ZM157 215V216H156ZM222 215V216H223ZM242 217H241V216ZM138 216V217H137ZM215 216V217H214ZM219 216V215H217ZM226 216V217H227ZM244 216V217H243ZM149 217V218H151ZM200 217V218H199ZM239 217V218H238ZM74 218V217H73ZM176 218H178L179 220H175ZM187 218H188V221H187ZM219 218V217H218ZM217 218V219H218ZM78 217L75 219L77 220ZM101 220V223L106 220V222L104 221V223H107V219H104V218H99ZM98 219V220H99ZM104 219V220H103ZM130 219V220H131ZM174 219V220H173ZM217 219L215 222H217ZM223 219V217H222ZM74 220V221H75ZM129 220V219H128ZM144 222H142V221ZM155 220V221H154ZM206 220V219H205ZM227 221V218L225 219ZM245 220V219H244ZM243 220V221H244ZM245 220V221H246ZM73 221V219H72ZM71 222V225L72 223ZM111 221V223L113 222L112 220H109ZM133 221V220H132ZM141 224H146V219L142 218L139 220ZM150 221V219H149ZM150 221V224L152 223ZM174 221L172 224L170 222ZM209 221V220H208ZM224 221V220H223ZM225 221V222H226ZM241 221V220H240ZM239 221V222H240ZM10 222V223H9ZM14 223V221H12ZM77 224L76 226H78L79 222L76 221ZM201 222V223H200ZM210 222H213V221H210ZM210 222H208L210 224ZM248 222V221H247ZM109 223V224H111ZM129 223V222H128ZM140 225L139 222H136ZM149 223V222H148ZM159 223V222H158ZM163 223V222H162ZM186 223V225H187ZM220 223V222H218ZM227 223V222H226ZM243 223V222H241ZM246 223V222H245ZM249 223V222H248ZM250 223V224H252ZM74 224V226H75ZM108 224V225H109ZM115 224V223H114ZM177 224V223H176ZM217 224V223H215ZM223 223L220 224V226L222 225ZM249 224V225H250ZM103 225V224H102ZM148 225V224H147ZM159 225V224H158ZM163 227L166 225L163 223L162 224ZM185 225V224H184ZM192 225V224H191ZM228 225V224H227ZM227 225H225V227L227 228ZM81 226V225H80ZM104 226H107V224H104ZM143 226V225H142ZM149 226V225H148ZM161 226V225H160ZM210 226V225H209ZM213 226V225H212ZM103 227V226H102ZM162 227V228H163ZM170 227V226H169ZM186 227V226H184ZM184 227H183V230H184ZM189 226H187L188 228ZM195 227V226H193ZM224 227V228H225ZM12 228V229H11ZM82 228V227H81ZM106 228V227H105ZM103 228V229H105ZM109 228V227H108ZM159 228V227H158ZM171 228V227H170ZM168 229V226L165 228V229H168L169 231L171 229ZM180 228V227H179ZM186 228V229H187ZM216 228V229H217ZM223 228V229H224ZM107 229V228H106ZM181 229V228H180ZM185 229V230H186ZM9 230V231H8ZM82 230V229H81ZM108 230V233H109V229ZM162 230V229H161ZM167 230V231H168ZM184 230V231H185ZM59 231V230H58ZM56 231V232H58ZM174 231V230H173ZM190 231H192L190 229ZM189 231V232H190ZM212 231V229L210 230V232ZM253 230V233L255 232ZM7 232V233H5ZM28 232V231H26ZM44 232V231H43ZM45 232H47L45 230ZM44 232V233H45ZM104 232V231H103ZM166 232V230H165ZM188 232V231H187ZM255 234V235H258L259 234ZM48 233V232H47ZM61 233V236H62V232H58V234ZM172 233V231H170L169 233H166L167 235H170ZM252 233V234H253ZM13 234V235H12ZM20 234V233H19ZM25 234V232H24ZM46 234V233H45ZM56 234V233H55ZM81 232L79 234V238L78 240L82 241L81 238ZM105 234H107L106 230H105ZM135 234V233H134ZM165 234V233H164ZM5 235V236H6ZM48 236L49 235H53V234H47ZM84 235V234H83ZM99 235V234H98ZM133 235V233L131 234ZM131 235H122L120 236L119 238V242H118V245L120 244V247H121V250L123 251H120L117 249L118 253L119 252H123L122 254H124V257L123 259L125 260L123 263L121 264H174L176 263L178 260L177 259H173L171 260L170 259V251L169 250H172L171 249V243L168 242V240H174V233H172V237L171 235L170 236H162L161 234L159 235L158 233H153L152 236H148L147 234L145 233H136L135 235L131 236ZM186 235V234H185ZM188 235V234H187ZM46 236V235H45ZM47 238H50L48 241L51 242V240L53 239L52 237H55V239L52 240L53 244L57 245V243H54L57 241V238H56V235L54 236H50ZM65 237V233L63 235ZM62 236V237H63ZM101 236V235H100ZM104 236V235H103ZM110 235H107V239ZM231 236V235H230ZM1 237V236H0ZM59 239L61 238L60 235H58ZM63 237V238H64ZM98 237V236H97ZM96 237V238H97ZM105 237V236H104ZM113 238H115L114 236H112ZM110 237V238H112ZM260 237V236H259ZM66 238V237H65ZM64 238V239H65ZM85 238V237H84ZM92 238V237H91ZM103 237H101L102 239ZM178 238V237H176ZM175 238V239H176ZM231 238V239H232ZM245 238V237H244ZM255 238V236H254ZM257 238V237H256ZM16 240V244H13L15 243L14 240ZM74 239V238H73ZM105 239V241L107 240ZM230 239V238H229ZM259 239V238H258ZM264 239V238H263ZM5 240H8L7 242ZM55 240V241H54ZM61 240V239H60ZM63 240V239H62ZM61 240V245L62 247L65 245L66 246V239L65 241H62ZM75 240V239H74ZM85 240V239H83ZM91 240H95L97 241V239H91ZM91 240L89 243H91ZM104 240V238L102 239V241ZM177 240V239H176ZM182 240L184 241V243L182 242ZM70 241V240H69ZM77 241V240H75ZM86 241V240H85ZM89 241V240H88ZM95 241H94V247L96 245L99 246V241L96 242V245H95ZM102 241L100 243V245L102 244ZM110 241V239H109ZM111 241L113 242V239H111ZM231 241V240H230ZM10 243L12 244V246L10 244H6V243ZM51 242V243H52ZM60 242V241H58ZM74 242V241H73ZM87 242V241H86ZM194 242V243H193ZM247 242V241H246ZM4 243V244H2ZM29 243V244H28ZM35 243L36 245V241H33V244ZM63 243V244H62ZM77 243V242H75ZM80 243V242H79ZM88 243V242H87ZM88 243V244H89ZM93 243V242H92ZM105 243H108L109 242H105ZM104 243V244H105ZM32 244V243H31ZM32 244V245H33ZM73 244V243H72ZM78 244V243H77ZM82 244V242H81ZM87 244V246H88ZM103 244V246H105ZM107 244V245H108ZM193 244V245H192ZM10 245V246H9ZM21 245V246H22ZM27 245V246H26ZM52 245V244H51ZM60 245V244H59ZM57 245L59 248L60 246ZM91 244H89V247ZM110 245V244H109ZM17 246V245H16ZM54 246V245H52ZM57 246H54L55 248ZM82 246V245H81ZM11 247V248H10ZM35 247V246H29L28 247V250H30L31 253H29L30 255L31 254H34L36 260L38 259V255L35 254L34 250L31 249V248ZM56 248L58 249L57 252L62 249V247L59 249V248ZM76 247V246H75ZM78 247V246H77ZM84 247V246H83ZM100 247V248H99ZM99 250L96 248V250H98V253L99 251H101L102 249L104 250V248L102 247L101 249V246H99ZM108 247V246H105V248ZM116 247V246H115ZM119 247V246H118ZM16 248V247H15ZM64 248V247H63ZM70 248V247H69ZM72 248V247H71ZM79 249H84V248H80L78 247ZM65 249V248H64ZM87 249V247H86ZM92 251L95 250V249H92L90 248ZM109 249V248H108ZM116 249V248H115ZM126 249V251H124ZM63 250V249H62ZM85 250V249H84ZM83 250V253L86 251ZM88 253V258H89V254L92 252ZM3 252L4 254V251L3 250H0ZM11 251V252H13ZM48 251V250H47ZM46 251V253H47ZM82 251V250H81ZM89 251V250H88ZM173 251V250H172ZM176 251V252H177ZM34 252V253H32ZM63 252V251H62ZM66 252V251H65ZM96 252V251H95ZM93 252V253H95ZM116 252V251H115ZM250 252V250H249ZM6 253V251H5ZM8 253V252H7ZM6 253V254H7ZM49 253V251H48ZM61 253V252H60ZM87 253V252H86ZM102 252H100L101 254ZM120 253V254H121ZM11 253H8V255H10ZM58 254V253H57ZM90 254V255H91ZM99 254V255H100ZM106 254V253H105ZM117 254V252H116ZM176 254V253H175ZM34 255H31L32 257H34ZM84 255V256H85ZM94 255V254H92ZM97 255V254H96ZM174 255V254H173ZM252 255V254H251ZM264 255V253H263ZM262 255V259L264 260V256ZM101 256V255H100ZM103 256V254H102ZM118 256V254H117ZM176 256V255H174ZM92 257V256H90ZM177 257V256H176ZM40 258V257H39ZM59 258V257H58ZM96 258H99L98 256ZM122 258V257H120ZM175 258V257H173ZM178 258V257H177ZM32 258H30V260H28V264H35L34 262L36 261L34 258L33 260H31ZM60 259H61V256H60ZM122 259V260H123ZM179 261H180V258H178ZM203 259V260H202ZM86 260H87V257H86ZM91 260V259H89ZM88 260V262H89ZM176 260V262H175ZM32 261V262H30ZM38 261V260H37ZM36 261V263H37ZM62 261V259H61ZM64 261V260H63ZM83 261V260H82ZM81 261V262H82ZM92 261V260H91ZM172 261L174 263H172ZM180 261V262H181ZM256 263H255V262ZM182 262H186V261H182ZM181 262V264H183ZM85 263V262H84ZM92 263V262H91ZM90 263V264H91ZM259 263V262H258ZM25 264V263H23ZM78 264V263H77ZM86 264V263H85ZM180 264V263H178ZM187 264V262H186ZM200 264V263H198ZM205 264H209L208 263H205ZM260 264V263H259ZM262 264V263H261ZM264 264V263H263Z\"/></svg>","mask_w":264,"mask_h":264}]
</instances>
